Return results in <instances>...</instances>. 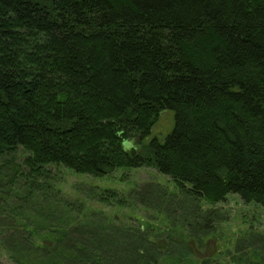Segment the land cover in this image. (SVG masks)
<instances>
[{"label":"trees","instance_id":"obj_1","mask_svg":"<svg viewBox=\"0 0 264 264\" xmlns=\"http://www.w3.org/2000/svg\"><path fill=\"white\" fill-rule=\"evenodd\" d=\"M165 110L173 130L148 140ZM52 166L153 168L192 211L162 228L11 217L0 250L14 264H264L202 250L220 223L202 203L264 208V0H0V172L32 196Z\"/></svg>","mask_w":264,"mask_h":264},{"label":"rangeland","instance_id":"obj_2","mask_svg":"<svg viewBox=\"0 0 264 264\" xmlns=\"http://www.w3.org/2000/svg\"><path fill=\"white\" fill-rule=\"evenodd\" d=\"M174 122V112L163 111L148 140L155 137L164 140L173 130ZM124 146L129 150L132 144ZM47 172V177H38L39 190L33 191L31 196L24 185L26 177L19 175L11 185L12 167L1 170L0 229H8L5 227L10 223L16 225L11 217L20 225L26 223L29 228L38 229L41 225H51V221L54 224L60 220L74 224L81 221L135 224L136 218L150 220L162 228L178 220L179 214L184 213V218L192 211L189 200L176 190L171 180L153 168L118 169L99 178L77 174L64 167H48ZM106 190L117 191L127 202H101L99 194ZM169 200L174 201L171 206L167 204ZM202 206L205 210L215 209L220 216L212 239L202 249L205 256L215 251L221 258L239 251H257L264 257V244L257 235L264 234V208L245 204L236 195H230L224 203L215 206L206 203ZM250 234L255 240H247ZM0 264H14L2 250Z\"/></svg>","mask_w":264,"mask_h":264}]
</instances>
